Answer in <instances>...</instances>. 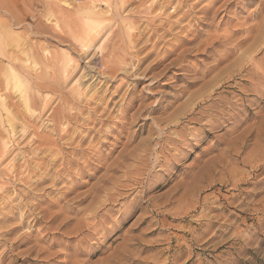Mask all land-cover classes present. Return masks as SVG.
<instances>
[{
    "label": "rangeland",
    "instance_id": "1",
    "mask_svg": "<svg viewBox=\"0 0 264 264\" xmlns=\"http://www.w3.org/2000/svg\"><path fill=\"white\" fill-rule=\"evenodd\" d=\"M87 8L99 26L80 50ZM120 60L116 92L94 81ZM90 87H107L112 118L134 101L136 120L120 133L107 122L101 165L52 179L96 139L57 141L58 159L35 132L54 129L59 91ZM0 96L18 117L10 140L0 107V264H264V0H0ZM49 156L61 163L37 181L33 162Z\"/></svg>",
    "mask_w": 264,
    "mask_h": 264
},
{
    "label": "bare ground",
    "instance_id": "2",
    "mask_svg": "<svg viewBox=\"0 0 264 264\" xmlns=\"http://www.w3.org/2000/svg\"><path fill=\"white\" fill-rule=\"evenodd\" d=\"M92 2V1H91ZM88 6V5H87ZM209 7H210V4H209ZM208 7V8H209ZM204 9V8H203ZM207 10V9H206ZM168 11V10H167ZM202 11V10H201ZM85 12L89 15V18L91 19V23H90V26H89V28L87 29V31H86V33H85V35H84V39L82 38V39H79V45L78 46H80V50H88V48L90 47V43L93 41V39L95 38V34H96V28L99 26L97 23H98V21L99 20H97L96 18V15H97V13L96 12H94L93 10H91L90 8H87L86 10H85ZM179 13V12H178ZM181 15H183V14H181ZM96 20H95V19ZM179 21V20H178ZM175 22V21H174ZM153 25V24H152ZM88 26V25H87ZM172 26H173V24H172ZM153 28V27H152ZM174 38V37H173ZM184 38V37H183ZM185 38H188V37H185ZM189 38H191V37H189ZM177 39V38H176ZM246 39V38H245ZM187 40V39H186ZM190 40H192V39H190ZM242 42V41H241ZM166 50V49H165ZM162 51V50H161ZM167 51V50H166ZM166 51H165V53H166ZM169 52V51H168ZM168 54V53H167ZM166 54V55H167ZM162 56V55H161ZM19 57V56H18ZM167 57V56H166ZM10 59H9V63H10V65H9V72L11 73V76H14V78H15V80L17 81V86L16 87H18L20 84H21V82L23 81V79H25V77L22 75V74H20L19 75V69L17 68L18 66H20V65H16V64H14V62L16 61V57L15 56H10L9 57ZM162 59V58H161ZM160 59V60H161ZM101 61V60H100ZM123 60H120V61H117V64H112V65H109L108 67H107V64H106V66L103 68L102 67V70L101 71H97L98 73H97V75H96V77L94 76V74L93 75H90V73H88L87 75H90L89 77L90 78H94V81L95 80H97V78H100V79H103V82H105V83H107V81L108 80H110L111 82H113L114 81V84H115V82H116V84L114 85V86H112L113 88V92H116V90H117V88L118 87H120L121 86V81H119V80H121V79H119L118 78V80H116V78L118 77V73H119V70H121L122 68H123V63L125 64V62L123 61ZM156 61V60H155ZM164 61V60H163ZM114 62V61H113ZM153 62V61H152ZM104 63V62H103ZM140 63V62H139ZM153 63H155V62H153ZM158 63V62H157ZM159 63H162V61L161 62H159ZM101 64V63H100ZM122 66V68H121V66ZM159 65V64H158ZM153 67V65L151 66V68ZM154 67H156V66H154ZM153 67V68H154ZM159 67V66H158ZM157 68V67H156ZM149 69V68H148ZM165 69V68H164ZM150 70V69H149ZM124 72V71H123ZM21 73V72H20ZM143 75V74H142ZM143 78H144V76H143ZM118 81V82H117ZM102 82V83H103ZM91 84V83H90ZM97 84V83H96ZM40 85V84H39ZM39 85L37 84V87H39ZM53 86V85H52ZM91 86H92V84H91ZM41 87H43V86H41ZM111 87V86H110ZM109 87V88H110ZM132 88V87H131ZM111 89V88H110ZM35 90H37V91H39V89L38 88H36ZM41 90V89H40ZM37 91H35V92H37ZM87 92H86V95H87V97H86V95L84 96L83 95V93L85 92V89L83 90V88L81 89H77V90H75L74 92H67V93H62V92H60L59 91V94H58V96H59V101H61L62 102V106H60V105H58L57 107H55V108H52V110H51V112L49 113V115H48V122H50L51 124H49V125H53L54 126V129H51L50 130V128H49V132H41V133H38V130H36L37 132H35V137L34 138H36L35 139V141H34V143H35V145L36 146H34L37 150H41V151H50L51 153L54 151H56L57 149H58V151H60L61 149V147H60V144H58V142L57 141H61L62 140V142L64 143V145L65 144H67V145H70L71 144V146H72V143L74 142V141H76L77 140V138L79 139V140H77L78 142L79 141H81V143H82V145H83V142H85L86 140V138L87 137H89L91 134L93 135V139H96V141H93L92 140V138L90 139V141H89V144L87 145L86 144V147L84 148V149H81V146H80V149H72L71 151L69 150H67L65 153H69V155L68 154H65V156H62L61 158H62V163L60 162V160L58 161L57 159H54V158H52V157H48V160H46L47 159V154H46V159H44V158H40V159H36V162H33V163H35V168L33 169V168H31V170H35V173L37 174V172H39V170L41 169V168H49V166H52L53 167V165L54 164H56V161H58V162H60L62 165H63V167H62V169H61V171H60V173H57V174H55V177H52V179H54L55 178V180L57 179H62V173H64L67 169H69V167H72L73 168V166H75V165H77V167H79L78 166V164L80 165V166H84V168L86 167V166H90V167H95V166H98V165H101L102 163H100L101 161H100V159H102V156H100L99 155V153L98 152H100V150H99V146H102V144L105 142V138H106V136H107V122L110 120V119H118V120H113V125L115 126V128L112 130V131H110L109 129V131L110 132H117V133H120V132H123V129L125 128V125H126V123L128 122H131L132 123V121H134V120H136V117H135V115L136 114H134V115H129L128 114V112H129V110L134 106V101H132V100H129L128 99V101H125V103L123 104V105H121L120 106V108L118 109V111H119V114H116V116H114L113 118L111 117L112 116V114L111 113H109V112H107L108 111V108H107V102H108V100H106L107 98H106V96H105V92H107V87H105V89H102V88H93L92 89V87H90L89 88V91L91 92V94H88V89L86 90ZM110 91V90H109ZM11 93V92H10ZM108 93V92H107ZM111 93V92H110ZM85 94V93H84ZM112 94V93H111ZM29 95V94H28ZM174 95V94H173ZM6 96H9V95H6ZM6 96H5V98H6ZM19 96V95H18ZM33 96H34V94H33ZM84 97H86V99H84V105L82 104L83 103V98ZM174 97V96H173ZM177 97V96H176ZM3 96H0V107H1V109L5 112V114H6V116H5V120L4 119H2L3 121H4V131L8 134V138L10 139L11 138V136L12 135H14L13 133L15 132V130H17L16 128V123H15V121L14 120H17L18 119V117H17V115L16 114H14V113H12V110L9 108V106L6 104V101L4 100L5 99ZM20 99V101H19V103L21 102L24 106H21V107H23L22 109H23V113L25 114V113H27V114H30L31 113V111H32V107L33 106H35V103H32V101H33V98H30L29 96H27V94L26 93H21L20 94V97H19ZM35 98V97H34ZM8 99V98H7ZM11 100V99H10ZM36 100V99H35ZM47 100V99H46ZM106 100V101H105ZM46 103V102H45ZM45 103L43 104H40V107H41V110H44L45 108L44 107H48V105L47 106H45ZM48 104V103H47ZM57 104V103H56ZM60 104V103H59ZM82 104V105H81ZM165 106V105H164ZM163 106V107H164ZM36 107V106H35ZM39 107V108H40ZM152 107V106H151ZM155 107L156 106H153V108H151V109H155ZM18 108V107H17ZM148 109V108H147ZM146 109V110H147ZM150 109V110H151ZM47 110H49V109H47ZM140 110V109H139ZM146 110H145V112H146ZM17 111H19V110H17ZM79 111L81 112L80 114L81 115H83L82 113L84 112V113H86L85 114V116L83 117H79V115H78V113H79ZM113 111V110H112ZM14 112V111H13ZM150 112V111H149ZM152 112V111H151ZM20 113H22V112H20ZM46 113V112H45ZM107 113L109 114V115H107ZM118 113V112H117ZM136 113V112H135ZM138 113V112H137ZM19 114V113H18ZM37 114V113H36ZM110 114H111V116H110ZM21 115V114H20ZM26 115V114H25ZM172 116V115H171ZM41 117V116H40ZM17 118V119H16ZM30 120L32 121H35L32 117H31V114H30ZM35 118V117H34ZM172 118H173V116H172ZM175 118V117H174ZM177 118V117H176ZM36 119V118H35ZM123 119L124 120H126V121H124L123 122ZM169 119V118H168ZM145 120H146V118H145ZM174 120V119H173ZM122 121V122H121ZM74 123L75 124V126L73 127L74 129H72V131H71V129H69L68 128V124L69 123ZM126 122V123H125ZM28 123V122H27ZM35 123V122H34ZM130 123V124H131ZM19 125V124H18ZM59 125H62L61 127H59ZM110 125V124H109ZM143 124H141V126H142ZM185 125V124H184ZM28 126H29V124H28ZM31 126V125H30ZM112 126V125H111ZM184 127H186V126H184ZM32 128V127H31ZM33 130H34V128H32ZM31 129V130H32ZM184 129V128H183ZM186 129V128H185ZM32 130V131H33ZM179 131H180V129H179ZM179 131H177V132H179ZM187 131V130H186ZM31 132V131H30ZM34 132V131H33ZM173 132V131H172ZM150 133V132H149ZM185 133V132H184ZM57 135V136H56ZM73 135H74V137H73ZM103 135H104V138H103ZM178 135V134H177ZM25 136V135H24ZM57 137L58 139H54L55 137ZM118 136V135H117ZM14 137V136H13ZM100 137H102V139L100 138ZM182 137V136H181ZM66 138V140H64ZM89 139V138H88ZM178 139V138H177ZM11 140V139H10ZM17 140V139H16ZM71 140V141H70ZM73 140V141H72ZM180 140H181V138H180ZM76 141V142H77ZM88 141V140H87ZM92 141L94 142L93 144H92ZM187 141V140H186ZM181 142H183V141H181ZM33 142H32V145L34 144ZM80 143V142H79ZM78 143V144H79ZM88 143V142H87ZM13 144V143H12ZM11 144V145H12ZM77 144V145H78ZM146 144V143H145ZM84 145H85V143H84ZM180 145V144H179ZM183 145V144H182ZM187 145V144H186ZM18 146V145H17ZM181 146V145H180ZM33 147V148H34ZM78 147V146H77ZM6 148V147H5ZM34 148V149H35ZM55 148H56V150H55ZM74 148H76V145L74 146ZM66 150V149H65ZM5 152V151H4ZM6 152H8V151H6ZM57 152V151H56ZM55 152V154H58V152L56 153ZM63 152H64V150H63ZM63 152L61 153V151H60V154H63ZM76 152H78L79 154H81L80 156H82V159H83V156L85 157V156H87V158H89L88 156H95V158H94V161H96V164H94V161H93V163L92 162H90V159H89V161H87V160H83V161H81L80 160V162H78V161H76V159L74 158V156L77 154H75ZM174 152V151H173ZM48 153V152H47ZM40 154V153H39ZM72 154H73V156H72ZM75 154V155H74ZM54 155V154H53ZM64 155V154H63ZM2 156H4V153H3V155ZM35 156V155H34ZM40 156V155H39ZM56 156V155H55ZM54 156V157H55ZM79 156V157H80ZM181 156V155H180ZM179 156V157H180ZM36 157V156H35ZM59 157V154H58V156L56 157V158H58ZM78 157V156H77ZM177 157V156H176ZM104 158V157H103ZM34 159V158H33ZM32 159V160H33ZM59 159V158H58ZM31 160V159H30ZM92 161V160H91ZM105 160H103V162H104ZM29 162V161H28ZM30 164V163H29ZM28 164V165H29ZM58 164V163H57ZM106 163H104V165H105ZM118 164H119V162H118ZM117 164V165H118ZM59 165V164H58ZM86 165V166H85ZM115 165V164H114ZM55 166V165H54ZM60 166V165H59ZM117 167V166H116ZM72 168H70V169H72ZM81 168V167H80ZM98 168V167H97ZM99 168H101L100 166H99ZM103 168V167H102ZM30 169V168H29ZM37 169V170H36ZM60 169V167L58 168V170ZM70 169H69V173H71L72 174V172L73 171H71L70 172ZM77 169V168H76ZM26 170V169H25ZM31 170H28L27 172H29V171H31ZM63 170H64V172H63ZM115 170V169H114ZM41 171V170H40ZM31 172H33L34 173V171H31ZM31 172H29V173H31ZM59 172V171H58ZM67 172V171H66ZM18 173V172H17ZM29 173H26V174H28V175H30ZM34 173V175L36 176V174ZM42 173H44V172H42ZM56 173V172H55ZM68 173V174H69ZM75 173V172H74ZM73 173V174H74ZM76 173H77V171H76ZM75 173V174H76ZM79 173V172H78ZM32 174V173H31ZM62 174V175H61ZM64 174H66V173H64ZM77 175V174H76ZM76 175H73V176H76ZM82 175V174H81ZM107 175V174H106ZM17 176V175H16ZM30 176H32V175H30ZM50 176H52V175H50ZM66 176V175H65ZM64 176V177H65ZM68 176V175H67ZM66 176V177H67ZM70 176H72V175H70ZM25 177H26V175H25ZM24 177V178H25ZM29 177V176H28ZM28 177L27 178H25V179H28ZM47 177V176H46ZM65 177V178H66ZM107 177V176H106ZM105 177V178H106ZM31 178V177H30ZM40 178H42V180L44 181V176H41V173L40 174H37V177H36V180L37 181H39L40 180ZM64 178V179H65ZM67 178H69V176L67 177ZM70 178H72V177H70ZM69 178V179H70ZM104 178V179H105ZM19 179V178H18ZM103 179V178H102ZM50 180V179H49ZM71 180V179H70ZM75 178H74V180L72 179V182H74L75 183ZM105 180H107V179H105ZM105 180H103V182L105 181ZM42 182V181H41ZM54 182V181H53ZM57 182V181H56ZM62 182H63V180H62ZM67 182V181H66ZM27 183V182H26ZM35 183V182H34ZM38 182H36V184H37ZM44 183V182H43ZM59 183V182H58ZM63 183H65V182H63ZM69 183H70V181H69ZM73 183V184H74ZM31 184V183H30ZM33 184V183H32ZM68 184V183H67ZM66 184V185H67ZM70 186V185H69ZM73 186V185H72ZM67 187V186H66ZM74 187V186H73ZM68 190V189H67ZM73 190V189H72ZM92 190V189H91ZM69 191H71V189L69 190ZM63 193V192H62ZM65 193V192H64ZM63 193V194H64ZM20 194V193H19ZM66 194V193H65ZM87 195H85V196H83L82 194L81 195H78L77 196V198H78V201H83V200H85L86 198H87V196H88V193H86ZM94 194V193H93ZM83 196V197H82ZM107 196V195H106ZM107 198V197H106ZM39 208V207H38ZM10 211V210H9ZM47 212V211H46ZM49 213V212H48ZM51 213V212H50ZM56 213V212H55ZM47 215V214H46ZM43 216V215H42ZM50 216V215H49ZM36 217V216H35ZM37 218V217H36ZM54 218V217H53ZM52 218V219H53ZM35 219V218H34ZM55 219V218H54ZM7 231V230H6ZM10 230H8V232H9ZM35 246V245H34Z\"/></svg>",
    "mask_w": 264,
    "mask_h": 264
}]
</instances>
